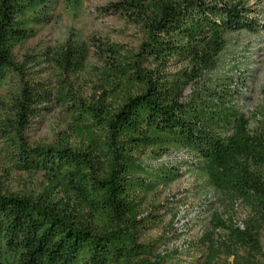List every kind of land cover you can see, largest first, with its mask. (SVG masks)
Wrapping results in <instances>:
<instances>
[{"label": "trees", "instance_id": "16d2710c", "mask_svg": "<svg viewBox=\"0 0 264 264\" xmlns=\"http://www.w3.org/2000/svg\"><path fill=\"white\" fill-rule=\"evenodd\" d=\"M59 1L78 10L83 0H0V89L19 86L0 116L1 150L9 169L40 177L22 194L0 182V264H173L143 242L160 222L145 205L186 174L250 209L245 231L215 221L233 239L222 245L228 256L245 250L248 264H264V115L252 125L234 79L217 74L227 35L261 30L257 11L242 0H120L99 11L139 29L137 49L69 36L17 61ZM91 55L94 83L82 93ZM54 108L77 144L60 135L29 145L31 125ZM209 249L205 264L219 251Z\"/></svg>", "mask_w": 264, "mask_h": 264}, {"label": "rangeland", "instance_id": "374dc122", "mask_svg": "<svg viewBox=\"0 0 264 264\" xmlns=\"http://www.w3.org/2000/svg\"><path fill=\"white\" fill-rule=\"evenodd\" d=\"M120 0H83L78 10L59 1L52 11L47 24L40 27L34 38L16 48L15 56L21 61L24 55H38L60 47L71 36L90 45L94 41H110L123 45L126 49H137L143 41L142 32L129 25L121 15L99 11ZM227 1V0H226ZM257 11L256 17L262 28L257 33L237 32L227 35V47L220 57L219 75L234 79L240 92L236 103L254 125L264 115V0H242ZM94 48L91 47V53ZM94 55L88 62L86 71L80 75L76 88L88 93L94 83L93 66L97 65ZM41 60V58H37ZM183 64L176 65L173 71ZM42 77L54 81L53 69L42 65ZM38 69V68H37ZM13 79L0 89V116L8 111L10 97L18 90ZM189 93V92H188ZM61 136H66L71 144H77L69 129V119L60 108H54L46 116L34 122L26 133L31 146L52 145ZM0 145V182L8 192L22 194L40 182L39 175L9 169ZM159 216L157 228L143 239L145 243H156L160 253H171L173 264H205L214 244L219 249L212 264H248L247 251L239 252V257L228 256L222 245H231L232 237L215 221V215L230 221L245 231L251 217L250 209L242 202H230L225 196L208 186L205 178L197 174H186L169 187L161 188L148 197L145 213ZM264 249V230L261 231ZM256 260L261 261L262 257Z\"/></svg>", "mask_w": 264, "mask_h": 264}, {"label": "built area", "instance_id": "2783aa9c", "mask_svg": "<svg viewBox=\"0 0 264 264\" xmlns=\"http://www.w3.org/2000/svg\"><path fill=\"white\" fill-rule=\"evenodd\" d=\"M182 156V155H181Z\"/></svg>", "mask_w": 264, "mask_h": 264}]
</instances>
